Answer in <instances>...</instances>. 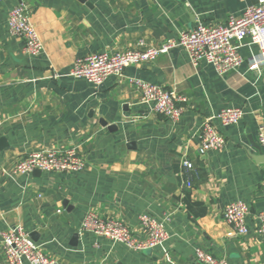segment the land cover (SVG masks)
I'll return each instance as SVG.
<instances>
[{
    "label": "crops",
    "instance_id": "obj_1",
    "mask_svg": "<svg viewBox=\"0 0 264 264\" xmlns=\"http://www.w3.org/2000/svg\"><path fill=\"white\" fill-rule=\"evenodd\" d=\"M256 2L0 0V264H7L2 233L19 226L60 264H201L196 248L228 264H264L257 217L264 211V66L252 67L256 45L234 41L243 64L224 76L206 62L193 66L180 48L99 86L69 76L78 58L158 47L201 22L227 24ZM20 4L44 46L37 57L8 32ZM135 80L186 97L180 121L140 105ZM231 107L244 118L228 127L215 120L225 145L200 155L204 120ZM66 148L85 160L82 173H13L29 153ZM183 159L196 171L189 179ZM238 200L250 207L243 237L222 218ZM89 212L122 220L141 240L139 217L147 214L165 222L170 240L165 250L131 252L83 232Z\"/></svg>",
    "mask_w": 264,
    "mask_h": 264
},
{
    "label": "built area",
    "instance_id": "obj_2",
    "mask_svg": "<svg viewBox=\"0 0 264 264\" xmlns=\"http://www.w3.org/2000/svg\"><path fill=\"white\" fill-rule=\"evenodd\" d=\"M7 26L12 37L23 41L25 54L37 57L43 52L41 38L23 4L10 11ZM244 40H250L259 48L258 56L252 60V67L264 66V0H257L256 4L247 6L242 16L231 17L227 24L210 25L201 22L192 31L184 32L178 38L158 47L127 50L115 54H90L78 58L69 76L99 86L111 77H123L128 67L155 62L160 56L168 54L175 48L184 50L193 66L206 62L224 76L243 64V58L234 41ZM134 84L140 105L147 107L150 112L165 117L173 124L180 121L188 103L186 97L146 81L135 80ZM244 115L242 109L231 107L223 109L216 116L206 118L200 129L199 154L205 155L208 152L221 150L225 145V139L216 127L215 120H218L222 126L228 127L238 125ZM1 127L2 122H0V131ZM258 142L264 148V124L258 128ZM85 169L86 162L76 149L66 148L29 153L16 163L13 173L23 176L39 170L46 173L80 174ZM182 169L188 179L191 178V174L195 175L196 171L188 159H183ZM187 186H192L190 180L187 181ZM249 214V205L238 200L224 207L222 218L233 228L237 237H243L249 233L246 225ZM257 217L260 221L258 233L264 236V211ZM139 221L147 234L144 240L136 238L130 227L122 220L102 218L92 212L85 216L81 230L103 238L113 245L126 247L131 252L165 250L170 240L165 230V222H160L147 214L141 215ZM1 244L7 264H60L56 259L47 256L22 226L2 233ZM195 255L201 264H228L226 260L216 258L201 248L195 249Z\"/></svg>",
    "mask_w": 264,
    "mask_h": 264
},
{
    "label": "water",
    "instance_id": "obj_3",
    "mask_svg": "<svg viewBox=\"0 0 264 264\" xmlns=\"http://www.w3.org/2000/svg\"><path fill=\"white\" fill-rule=\"evenodd\" d=\"M39 171V170H38Z\"/></svg>",
    "mask_w": 264,
    "mask_h": 264
}]
</instances>
